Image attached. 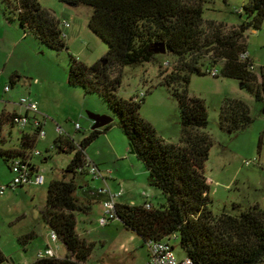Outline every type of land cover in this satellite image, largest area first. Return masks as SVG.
<instances>
[{
	"label": "trees",
	"instance_id": "trees-1",
	"mask_svg": "<svg viewBox=\"0 0 264 264\" xmlns=\"http://www.w3.org/2000/svg\"><path fill=\"white\" fill-rule=\"evenodd\" d=\"M58 1L72 7L91 8L89 28L109 47L107 54L91 66L70 54L69 85L81 87L87 94H98L108 103L119 119L130 151L148 171L149 185L165 197L166 203L159 209L117 203L118 220L145 243L176 234L185 257L195 264L263 263L264 210L256 205L236 215L223 212L215 216L211 209V181L205 176L213 147L212 138L205 131L208 111L202 99L189 95V86L192 74H203L197 66L200 56L210 55L213 64L222 63V77L238 80L256 102H264V74L261 73L259 80L251 69L255 67L252 59L248 56L241 60L242 55L247 54V31L260 29L264 23V0H250L244 5L240 15L244 14L247 19L233 27L203 19L207 0ZM0 3L8 23L18 21L25 34L30 33L51 50L68 51L60 21L40 0H0ZM162 44L166 54L176 60L174 70L169 74L161 72L160 85L167 88L180 109L181 137L177 144L167 143L153 125L141 117L144 98L127 100L117 94L123 69L154 62L160 56L156 49ZM15 77L20 78L16 74L10 87L16 84ZM20 117L16 112L3 110L0 137L6 126L19 127L15 120ZM252 122L246 103L225 101L221 112L223 129L238 132ZM111 127L112 123L91 131L81 143H76L68 134L55 139L52 149L72 158L63 177L49 184L42 216L68 255L36 258L32 264H88L95 244L78 234L76 217L79 213L89 214L92 204L102 202L105 197L95 187L88 185L82 189L77 177L90 175L85 151ZM22 128L19 147L0 149V157L11 173L14 162L19 160L28 167L31 176L37 175L33 159L42 128H35L32 123ZM79 189L83 197L77 195ZM233 210L240 211V208L233 205ZM5 263L15 264L0 251V264Z\"/></svg>",
	"mask_w": 264,
	"mask_h": 264
},
{
	"label": "rangeland",
	"instance_id": "rangeland-1",
	"mask_svg": "<svg viewBox=\"0 0 264 264\" xmlns=\"http://www.w3.org/2000/svg\"><path fill=\"white\" fill-rule=\"evenodd\" d=\"M249 1L207 0L203 19L228 27L239 26L247 19L240 12H244L243 7ZM40 2L60 23L65 20L70 23L65 38L68 51L49 49L30 33L25 34L16 20L10 23L6 21L5 29L0 28V114L5 108L23 111L20 100L29 96V92L39 98L40 108L47 112L46 118L41 117L46 137L38 141L35 148L42 156L33 159L39 176L45 178L43 184L7 188L1 194V187H11L15 176L0 157V251L9 262L15 264H32L38 253L47 247H51L58 258L68 255L60 241L55 244L51 240V230L43 219L42 210L46 205L49 184L63 177L72 158L52 149L59 135L57 127L69 133L76 143H81L92 131L93 122L88 117L89 113L113 119L111 129L95 139L85 152L90 162L95 159L104 161L101 171L109 172L108 175L117 180H108L107 184H103L101 179L87 175L77 177V184L82 189L88 185L95 188L108 186L114 193L123 189L124 195L127 187L122 185V177L138 172L137 184L134 188L130 187L133 190L118 198V201L137 206L148 202L156 209L166 203L161 191L149 185L148 171L131 153L119 119L108 103L98 94H87L83 88L68 83L70 54L91 66L109 50L107 43L89 28L88 12L91 15L92 9L74 8L58 0ZM3 14L4 7L0 3V19ZM246 45L247 53L256 67L254 72L260 80L261 69L264 68V23L260 29L250 28L247 31ZM165 61L176 62L174 57L166 54L158 56L154 62L125 67L117 94L127 100L145 94L141 117L151 123L167 143L177 144L181 137L180 109L167 88L160 85L163 79L161 72L169 74L175 68L165 67ZM212 61L210 55L200 56L197 66L203 74H192L189 86V95L202 99L208 111L205 131L212 138L213 147L206 163L205 176L211 181V209L215 216L223 212L236 215L256 205L264 210V102H256L238 80L222 77V63L213 64ZM212 69L217 70V76L207 72ZM15 73L20 78L7 92L5 88L10 87ZM226 100L243 101L249 106L253 122L247 128L231 132L221 127V112ZM75 124L81 126L80 132L76 131ZM22 131L20 126H6L0 137V149L18 148ZM110 141L115 143L117 152L125 153L124 157L129 160L116 161V151ZM46 158L47 162L44 161ZM117 181L121 189H118ZM125 182L133 184L132 181ZM82 189L77 192L79 197H83ZM233 205H238L240 211L233 210ZM102 213L103 205L97 201L92 204L89 214L79 213L76 217L78 234L95 244L88 264H142L148 253L144 240L127 229L120 220L103 226L100 223ZM171 243L176 256L183 259L185 254L179 240L173 239Z\"/></svg>",
	"mask_w": 264,
	"mask_h": 264
},
{
	"label": "built area",
	"instance_id": "built-area-1",
	"mask_svg": "<svg viewBox=\"0 0 264 264\" xmlns=\"http://www.w3.org/2000/svg\"><path fill=\"white\" fill-rule=\"evenodd\" d=\"M241 13V12H240ZM70 27V23L68 21H63L61 23L62 28V38H66V32L65 30ZM248 57V54L242 55L241 60H246ZM165 67L175 66L176 62L172 61H165L163 63ZM252 70L256 69V67H252ZM209 74L213 76H217L218 72L216 69L208 70ZM261 73L264 74V68L261 69ZM5 90L7 92L10 91V87H6ZM145 98V94H141L137 99L141 100ZM136 99V100H137ZM20 105L24 108L26 111L25 115H21L20 118H17L15 121L20 127H26L32 123V125L35 128H42V125L44 124L41 122V119L38 118L39 114V103L38 101L31 97H23L20 100ZM75 129L77 132L81 130V126L79 124H75ZM57 131L59 135H65V131L61 127H57ZM46 134L44 132V129L42 128L39 133V139L43 140L45 139ZM36 157L41 156L40 151H36L34 153ZM247 164H249L247 162ZM12 173L14 174L15 178L13 182L11 183V187H1V194H3L7 188H17L21 185H41L45 182V178L43 176L37 175H30V171L27 166L22 165L19 160L14 162V165L12 167ZM89 174L94 179H101L105 180L106 175L101 171V169L95 165L94 163L89 161ZM98 192L102 195H104V200L101 202L103 205V213L100 218V223L103 226L109 225L114 220H118L116 215V205L118 203V198L123 196V191L120 190L117 193H114L111 191V189L108 186L97 188ZM146 198H148L147 194H144ZM145 207L147 209H151L152 205L150 203H146ZM177 240L178 237L176 234H173L161 241H148L146 242V245L148 247V261L146 264H195L190 258L184 257L183 259H179L174 251V247L171 243V240ZM51 240L56 244L59 240L55 233L51 232ZM56 256L55 251L51 247H47L43 252H39L37 255V258H46V257H54ZM259 264H264L259 263Z\"/></svg>",
	"mask_w": 264,
	"mask_h": 264
},
{
	"label": "crops",
	"instance_id": "crops-1",
	"mask_svg": "<svg viewBox=\"0 0 264 264\" xmlns=\"http://www.w3.org/2000/svg\"><path fill=\"white\" fill-rule=\"evenodd\" d=\"M74 8H79V7H74ZM88 16H89V19H90V17H91V15H90V13L88 12ZM5 27H6V18H5V16H4V14H3V16H2V19H0V28H2L3 30L5 29ZM65 32H66V30H65ZM66 34H67V32H66ZM248 54V53H247ZM249 56V55H248ZM17 73H15V75H16ZM14 75V76H15ZM13 76V77H14ZM15 82H16V84H17V82H18V80H19V77L17 78V77H15ZM15 84V85H16ZM14 85V86H15ZM13 86V87H14ZM11 88L12 87H10V91H11ZM9 91V92H10ZM34 93H30L29 92V96H31V97H33V98H35L37 101H38V103H39V114H38V118H40L41 119V117H43V118H46L45 116V114H47V112L45 111V110H43V109H41L40 108V100H39V98L38 97H35V95H33ZM3 110H6L7 112H9V113H13V112H16L17 114H19V115H25L26 114V111L23 109V111H16V110H9V109H7V108H5V109H3ZM68 135H69V133H67ZM110 145H111V147L116 151V153H115V155H114V158H116L115 160L116 161H122V160H129V158H125L124 157V154L125 153H118L117 152V150H116V145H115V143L113 142V141H110ZM118 154V155H117ZM92 163H94L95 165H97L100 169H101V165L102 164H104V161H100L99 159H95V160H92ZM133 168H135V167H133ZM135 170V169H134ZM104 171V170H103ZM139 173H141V170H139ZM143 173V172H142ZM104 174L106 175V177H105V180H102L103 181V184H107V181L108 180H113V181H116L117 179L113 176H111V175H108L109 174V172H104ZM145 175V174H144ZM137 176H139V174H138V172L137 173H134V175L132 174L131 176H129V177H122V178H124V179H121L122 180V185H124V186H126L125 188H126V191L124 192V195L122 196V197H124L126 194H127V192H130V191H132L133 190V188L135 187V185L137 184V180H136V177ZM116 177L117 178H121V177H119L118 175H116ZM125 178H126V180H125ZM124 181H132V183L133 184H131L130 183V185H128V184H126V182L124 183ZM118 182V186H119V188L118 189H121L122 187H120L121 186V184L119 183V181H117ZM149 183V182H148ZM101 187H103V186H101ZM130 187H133V188H130ZM130 188V189H129ZM122 191H123V189H121ZM120 190H118L117 192H119ZM118 203H122V204H127V203H124V202H122V201H118ZM147 261H148V253H147V255H146V257H145V259H144V262L142 263V264H146L147 263Z\"/></svg>",
	"mask_w": 264,
	"mask_h": 264
},
{
	"label": "water",
	"instance_id": "water-1",
	"mask_svg": "<svg viewBox=\"0 0 264 264\" xmlns=\"http://www.w3.org/2000/svg\"><path fill=\"white\" fill-rule=\"evenodd\" d=\"M156 53L158 55H166L165 46L163 44L160 45V48L156 49ZM88 117L93 122L92 131L102 129L113 122V119L108 116H102V115H96V114L89 113Z\"/></svg>",
	"mask_w": 264,
	"mask_h": 264
}]
</instances>
